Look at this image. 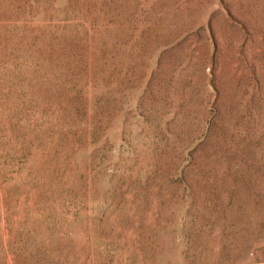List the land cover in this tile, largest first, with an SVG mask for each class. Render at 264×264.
I'll return each mask as SVG.
<instances>
[{
  "label": "rangeland",
  "instance_id": "1",
  "mask_svg": "<svg viewBox=\"0 0 264 264\" xmlns=\"http://www.w3.org/2000/svg\"><path fill=\"white\" fill-rule=\"evenodd\" d=\"M0 264H264V0H0Z\"/></svg>",
  "mask_w": 264,
  "mask_h": 264
}]
</instances>
